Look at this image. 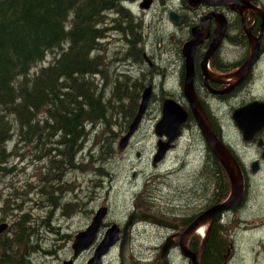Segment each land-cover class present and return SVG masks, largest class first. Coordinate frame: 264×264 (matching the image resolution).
<instances>
[{
    "label": "trees",
    "instance_id": "trees-1",
    "mask_svg": "<svg viewBox=\"0 0 264 264\" xmlns=\"http://www.w3.org/2000/svg\"><path fill=\"white\" fill-rule=\"evenodd\" d=\"M133 16L123 0H0V220L15 214L18 228L12 237L1 235L0 264H21L35 247L31 238L44 221H29L27 212L30 202L44 207L47 173H58V160L64 168L76 156L81 172L102 174L96 163L105 150L114 154L118 134L132 121L140 92L149 84L131 82L113 67L120 51L108 59L107 44L111 37L124 42V56L140 60L135 47L142 43L141 21ZM10 157L35 163L34 181L3 183L20 171ZM46 157L52 162L47 169ZM53 178L48 175L49 182ZM65 189L53 184L48 199ZM229 225H212L202 264H222ZM199 241L196 235L191 248ZM18 245L25 251L16 257Z\"/></svg>",
    "mask_w": 264,
    "mask_h": 264
},
{
    "label": "flooded vegetation",
    "instance_id": "flooded-vegetation-1",
    "mask_svg": "<svg viewBox=\"0 0 264 264\" xmlns=\"http://www.w3.org/2000/svg\"><path fill=\"white\" fill-rule=\"evenodd\" d=\"M159 1L162 7L157 9V13L156 15L154 14V16H158L164 21L165 31L163 33L167 32L172 38H176L177 48L175 47L171 50V53L169 52L167 54L166 58L168 63L162 65L159 61H162V57L159 56V60H156L154 55H147V49L145 45H143L144 38H142L141 41L140 38H138L142 44L140 43L135 49L140 53V60L132 58V56H130L131 58L128 57L129 60L123 65V71L121 73L126 76V78H129L131 82L148 83L149 85L147 86L151 87V93L145 112L134 134L124 148H118L121 150L120 152H124L132 145V139L141 129L148 104L155 95L154 89L158 83L157 80L162 82L161 79L164 80L170 77L176 69L175 75L179 82L180 93L178 95L168 93L164 91V87L161 88L159 93L161 96L167 94L164 99L172 97L180 102L182 106L186 108L188 115L185 122L180 127L178 137L173 141V144H170L173 146H169L162 160L153 164L154 154L158 149V142L160 140L163 142L167 141V136L164 134L158 136L155 133V123L154 133L156 135V144L151 163L155 170H157V168L165 164L170 154H177L182 141L192 140L198 136L201 142L199 147L201 148L200 152L202 155L198 157L199 161L197 163H189V180L191 186L186 193H176L173 195H164L163 192L154 194L149 193L145 189H141L138 193L134 194L133 205L121 220L108 221L107 217L110 212L109 205H100V207L105 206L107 210L96 237L87 248L80 250L77 255L74 254L71 244L72 251L69 255L65 259L58 257L61 259V264L67 261H72V264H77L81 259H84V264H87L88 260L94 255L96 247L102 241L107 228L112 224H117L119 227V239L116 244L102 256L101 264H112L113 261L118 262V264H161L162 262L163 264H176L179 257L186 261V264H190L189 259L182 255L179 248L178 243L182 233L204 210L217 203L223 202L228 197L230 191L228 176L223 166L206 146V142L182 92L185 74V58L182 54V47L185 42L194 38V34H196V43L192 53V84L194 93L200 101L215 134L238 163L243 179V196L241 202L217 214L212 225L217 223L222 224L225 221L234 222L235 224L237 221H242L240 216L241 212L246 207L245 205L248 200L247 194L251 186L257 184V176L261 175L264 169V127L257 130L252 136L250 135V140H245L232 117L236 110L249 103H264V0H150L147 7L141 6L144 2V0H141L138 5L141 12L146 14L153 11L155 5ZM171 13L177 16V21L170 19ZM132 14L140 19L141 30H146L141 18L142 13ZM222 25H224L223 36L212 52L207 56V59H205L215 39L217 29L219 30ZM158 45L160 46L159 43ZM248 61L251 62L250 66L244 72L242 71L243 67ZM170 64L174 65L171 71L167 69V66ZM144 65L147 68H145ZM162 68H166L165 72L162 71ZM159 77H161V79H158ZM140 89L141 86H138L136 88V93H139ZM142 91L140 92V97ZM130 122L126 130H123V135L127 132ZM120 134L121 133H119L118 136ZM187 137L189 138L187 139ZM143 151V149H140V151L138 150L135 152V156L139 162L142 160L141 156L143 157L144 155ZM209 153L212 156H210ZM102 156L103 154H100L99 159H101ZM113 157L114 154L111 150H105V156L104 159H101V163L113 161ZM58 161L59 164H57L56 168L58 173H47L45 184L47 187H45L44 190V203H48L47 206L49 209L48 216L44 219V222L48 224L49 221L56 220L55 214L57 211L59 212L58 216H60V219L65 224H67V222L71 223L80 212H87V221L83 228L85 229L100 207L88 208L80 205V197L77 193V191L81 189L78 182V175L80 174L78 157H73L72 164L64 168L62 167V160L60 159ZM50 163L52 162L46 157L44 159V167L47 169L51 166ZM254 164H256V171H253ZM48 175L55 176L52 182H49ZM137 175V171H132L131 177L134 184L139 178ZM108 176L111 188L112 182L114 181L113 173L108 174ZM87 178L93 181L92 178ZM157 179L155 181H157ZM198 179H202V183L197 184L196 180ZM11 182L13 184H20V181ZM146 183L147 181H145V184ZM53 184L61 188L65 187L66 189L63 191V194H58L56 198L53 199L54 201H50V199H48L49 191ZM1 186L4 187V185ZM159 189L162 190L160 187ZM69 194H73L74 198L71 199ZM89 195L88 202L91 203L94 200V193H92L91 196L90 192ZM178 197L182 199L181 204L173 206L172 201L177 200ZM56 201L57 206L54 204ZM72 206H75L73 213L70 212L67 214L66 212L71 209ZM137 210L144 214L153 215L158 219L168 221L175 226H160L139 220L133 223L126 233L125 225L128 221V217ZM230 215H233V218L229 219ZM7 221L9 220H0V224L7 223V227L2 234L0 233V237L5 234L6 236L12 237L14 231L12 225ZM15 221L16 220H13L12 224L15 223ZM196 235L194 234L191 236L188 245L190 250L193 251L199 246L198 244L195 249L191 248V243L195 241ZM124 239H127L126 261L121 257L122 241ZM138 241L142 244L137 250L136 243ZM165 245H168V248L163 258H161V251ZM230 246H228L227 253L225 254L227 255V262L230 255ZM224 257L222 264L225 262Z\"/></svg>",
    "mask_w": 264,
    "mask_h": 264
},
{
    "label": "rangeland",
    "instance_id": "rangeland-1",
    "mask_svg": "<svg viewBox=\"0 0 264 264\" xmlns=\"http://www.w3.org/2000/svg\"><path fill=\"white\" fill-rule=\"evenodd\" d=\"M127 1L128 3H126L125 5L130 8L131 13H142L141 18L146 29L142 30V36L144 38L143 45H145L147 49V55H154L156 57V60H159V56L162 57V61H159L160 63H162V65H165L166 63H168L166 58L167 54L169 52L171 53V50L175 47L177 48V46L176 38H172V36H170L167 32L163 33L165 31L164 21L158 16H154V14L156 15L157 13V9L159 7H162L161 2L159 1L155 5L153 11L145 14L141 12V9L138 5L141 0ZM111 35L114 37H118L117 33H113ZM111 39V42L107 44V55L109 57L108 59H112L114 51L119 50L120 52L117 55L118 61L116 62V64H113V67H115L116 65L122 72L123 65L127 60H129V58L127 57V53L125 55L126 57L124 56V48H126V45H124V42H120L117 40L114 41L113 37H111ZM173 40L175 43L173 42ZM158 43L160 44V46L158 45ZM144 67L147 68L145 65ZM173 68L174 65L172 64L167 66V69L169 71H171ZM165 70L166 68H162L163 72H165ZM173 72L174 73L171 74L170 77L164 80H162L161 77L158 78L161 79L162 82H160V80H157L158 83L156 84V87L154 89L155 95L148 104L146 116L144 117V120L142 122L141 129L132 139V145L124 152H120L121 150H119L117 142L123 135L121 133L122 135L120 134L118 136L115 146V153H118H116V155L114 153L113 161H105L99 164L96 163V167L102 168V174L93 171H80V174L78 175V182L81 189H79L77 193L79 194L81 202L80 205L82 207L97 208L102 204L109 205L110 212L108 214L107 220H121L131 209L133 205L132 203L134 194L138 193L141 189H145L149 193L154 194L163 192L164 195H173L176 193H186L188 188L191 186V182L189 180V163H197L199 161L198 157L202 155V153L200 152L201 148L199 147L201 142L198 136H194L195 138L192 140L190 139L182 141L180 143L177 154H170V157L165 162V164L157 168V170H155L154 166L151 163L152 154L154 153L153 151L155 150L156 144L154 125L155 123H157L161 116L160 113L162 101L167 95L163 94L161 96L159 92L161 88L164 87V91L168 93H174L175 95H178L180 93L179 82L175 75L176 69ZM129 87L132 88V85H127L128 89ZM146 87H144V89ZM128 91L134 92L135 90L133 89ZM188 138L189 137H187V139ZM90 144L91 139L86 144V150L90 146ZM140 149L144 150V155L143 157L141 156V162H139V160L135 156V152L138 150L140 151ZM89 151L91 150H87V155ZM23 152L25 153L27 151L23 150ZM94 155L95 157L98 156L97 153H95ZM11 161L12 163L10 165H16L20 171L13 177H10L9 175L7 177H4L3 183H9L10 181H20V184L17 185H21L26 178L29 179L31 178V176H33L36 169L35 163H32L29 160L21 161L10 157V162ZM85 170H88V168H86ZM132 171L138 172L137 176L139 178L135 181V184L132 182ZM110 173H113L114 177L111 188L108 176V174ZM87 177L92 178L93 181H90ZM34 179L35 177L31 178L32 181H34ZM156 179L157 181H155ZM145 181H147L146 184L148 185L145 184ZM202 181V179H198L196 180V183L200 184L202 183ZM159 187L162 190H160ZM90 192L91 196L92 193H94V200L91 203L88 202ZM69 196L71 199L74 198L73 194H69ZM37 197L38 196H36V198ZM247 199L248 200L245 205L246 207L241 212L240 216L242 218V221H237V225L234 222H230L229 225V228H233L229 236V238L231 239L229 252L230 255L228 260L229 264H264V169L262 170L261 175L257 176V184L251 186V189L247 194ZM181 200L182 199L178 197L177 200L172 201L173 206L181 204ZM47 204L48 203L45 202L44 207H39L38 205L36 206L35 204H32L30 202V205L32 207L27 212L29 216L28 220H33V223L35 221H37L38 223H42V221H45L44 219L48 216L49 209ZM25 209L27 210L29 209V207H26ZM58 213L59 212L57 211V213L55 214L56 220H51L48 222V224L44 222L41 227L39 226L36 229L37 235L34 238H31V242L35 245V247L28 249V258L26 259L25 257L21 264H61V259H65L72 251L71 244L73 242L74 236L79 230L84 228L88 213L80 212V214L76 216L71 223L67 222V224L62 222L60 216H58ZM231 218H233V215H230L229 219ZM8 219L9 221L7 222L12 225L13 231L18 230V228H16L15 226V223L12 224V221L16 220L15 214L14 216L12 215L8 217ZM198 234L199 233H197V235ZM141 244L142 243L139 241L136 243L137 250L141 246ZM17 249L18 253L16 257L20 255L22 250L25 251V249H23V245H18ZM58 257H60L61 259H59ZM77 264H84V259L79 260ZM112 264H118V262L113 261ZM176 264H186V261L179 257Z\"/></svg>",
    "mask_w": 264,
    "mask_h": 264
},
{
    "label": "water",
    "instance_id": "water-1",
    "mask_svg": "<svg viewBox=\"0 0 264 264\" xmlns=\"http://www.w3.org/2000/svg\"><path fill=\"white\" fill-rule=\"evenodd\" d=\"M150 0H144L141 6L147 7ZM190 1V0H189ZM170 19L177 21V16L173 13L170 14ZM221 24V23H220ZM220 26L219 30L215 34V39L208 50L205 59L212 52L215 46L221 40L224 29ZM190 41L184 43L182 47V54L185 58V74L182 84V92L185 100L187 101L190 110L195 118L197 126L206 142V146L212 155L219 161V163L223 166L230 183V191L228 197L220 203L204 210L194 221L184 230L179 240V248L183 256L189 259L190 264H201V259L204 251V247L209 235L210 228L212 226V222L217 214L227 210L231 206L237 205L241 202L243 196V179L242 174L239 168L238 163L230 153V151L226 148L223 142L217 137L215 134L209 119L198 100L197 96L193 90L192 84V76H193V67H192V53L193 47L196 43L195 36ZM250 61H248L242 71H246L250 66ZM151 87H146L141 94V98L138 104V110L131 121L127 132L121 136L118 146L119 148H124L129 138L134 134L148 103L150 98ZM188 112L186 108L182 106L180 102L172 97H167L162 102L161 116L157 121L155 126V133L158 136H162L163 134L167 136V141H159L157 146V152L154 154L153 164H156L158 161L163 159L166 151L169 149V146L179 135L180 127L183 125L187 118ZM233 120L239 131L241 132L243 138L245 140H250L252 134H254L257 130L262 129L264 127V103L261 102H252L249 103L240 109L236 110L233 113ZM256 129V130H255ZM251 135V136H250ZM256 164H254L253 171H256ZM107 208L105 206L100 207L94 216L91 219L90 224L83 230L77 232L74 236L72 242V249L74 250V254L77 255L80 250L87 248L91 242L96 237V234L103 223V218L106 214ZM143 220L146 222H150L160 226H168L173 227L174 224L158 219L153 215L144 214L141 211L137 210L131 213L128 217V221L125 225V232L127 233L128 228L135 222ZM206 225V228L201 236L200 244L198 248L193 251L189 248V240L192 235H194L200 226ZM7 227V223L0 224V233L4 231ZM119 227L117 224H112L109 226L105 232V235L99 245L96 247L94 255L88 260L87 264H101V258L104 254L108 252V250L116 244L119 239L118 235ZM168 245H165L161 251V258H163ZM127 255V239L122 241L121 248V257L124 261H126ZM225 262L227 264V255H225ZM64 264H72V261H67ZM163 264V262L161 263Z\"/></svg>",
    "mask_w": 264,
    "mask_h": 264
},
{
    "label": "bare ground",
    "instance_id": "bare-ground-1",
    "mask_svg": "<svg viewBox=\"0 0 264 264\" xmlns=\"http://www.w3.org/2000/svg\"><path fill=\"white\" fill-rule=\"evenodd\" d=\"M123 3L126 4V3H128V1H127V0H123ZM130 138H131V137H130ZM130 138H129V139H130ZM128 142H129V141H128ZM171 144H173V142H172ZM205 228H206V225H202V226H200L199 229H198V232H199L200 234H202V233L204 232ZM202 256H203V255H202ZM201 264H202V259H201Z\"/></svg>",
    "mask_w": 264,
    "mask_h": 264
}]
</instances>
